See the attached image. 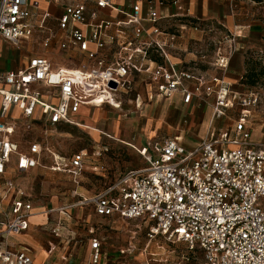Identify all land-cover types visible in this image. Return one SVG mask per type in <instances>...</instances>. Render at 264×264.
I'll return each instance as SVG.
<instances>
[{"label":"built area","instance_id":"2783aa9c","mask_svg":"<svg viewBox=\"0 0 264 264\" xmlns=\"http://www.w3.org/2000/svg\"><path fill=\"white\" fill-rule=\"evenodd\" d=\"M51 1L64 6L57 18L33 0H0V39L18 45L39 31L41 36L49 34L43 36L44 46L49 47L55 36L50 30L45 32L54 18L63 32L60 48L85 55L89 63L75 70L54 69L48 58L36 56L23 68L0 71V177L6 175L13 160L18 172L36 167L45 152L40 141L32 142L23 152L12 139L16 123L5 119L11 106H20L31 121L40 113L50 128L78 124L74 116L83 106L120 105L117 93L129 92V76L150 72L144 64L151 54L165 55L164 44L152 35L160 33L157 6L168 0H128L127 10L120 12L126 16L123 20L104 15L105 9H116L113 0ZM172 3L177 5L179 0ZM185 12L189 14V10ZM146 23L153 25L152 33ZM238 37L237 32L229 31L217 43L215 66L228 68ZM91 44L95 50L90 49ZM113 47L120 51L110 61L107 52ZM150 75L166 101L177 92H181L183 104H189L195 95L214 93L211 125L206 137L191 149L178 137L166 138L158 157L148 158L147 168L129 171L116 185L82 202L93 205L99 216L149 221L147 240L155 245V251L141 260L130 247L119 250L116 259L109 262L100 239L91 237L88 264H174L168 257L155 259L157 248L171 250L161 241L184 244L191 253L183 254L177 264H188L199 253L201 264H264V142H254L247 125L251 110L259 103V91H234L218 77L212 79V85L204 86L203 79L194 73L173 67L159 66ZM196 81L192 88L185 85ZM39 85L54 90L58 102L44 100L36 88ZM235 106H240L241 116L233 130L216 127L214 124ZM31 124L26 129L30 130ZM85 157V151H80L64 165L54 156L51 169L77 175ZM32 209L25 191L12 178H5L0 185V264H35L28 247L11 248L7 241L10 234L27 230ZM52 230L59 235L57 229Z\"/></svg>","mask_w":264,"mask_h":264},{"label":"crops","instance_id":"0c3cea01","mask_svg":"<svg viewBox=\"0 0 264 264\" xmlns=\"http://www.w3.org/2000/svg\"><path fill=\"white\" fill-rule=\"evenodd\" d=\"M33 1H35L41 9H48L50 13L56 18L60 16L64 11L63 4H56L51 0ZM196 1L197 0H179V4L174 5L172 3L173 0H168L164 6H157V11L160 14L161 20L156 24V26L159 27L160 33L153 34L152 36L156 40V42L164 44L163 50L165 52V55L158 53L151 54V59L144 64V68H149L150 72L152 70H155L159 66L166 69L173 67L176 70L190 71L195 74L196 78L203 79L204 86L207 84L212 85V79L215 77L223 78L226 83L230 84L231 88L234 91H245L247 88H250L241 83L242 77L246 72L247 68L246 62L247 60H249L250 57H253L252 53H256L257 56L255 58H259V60L262 58L264 59V46L260 44H255L247 38V35H250V32L248 30L250 27L236 25L234 28L237 34L239 35L237 40V50L232 55L228 68L226 70H223L215 66L214 60L217 43L222 39L223 36H220L218 27H216V25L214 24L219 23L220 18L216 17V15L212 11H208L209 8H207V6H209L210 4V2H208L209 0H202L200 2V4L202 3V5H204L206 8H204V11H201L202 14H198V11L196 10ZM113 3L116 9L107 8L104 10V15L108 18L116 20L125 19L126 16L120 12L121 10H127L128 0H123L122 4H118L115 0H113ZM235 8L238 9L237 6ZM235 8L233 5H231L232 10H235ZM143 9L144 12H146V2H144L143 4ZM185 10H189L188 15L186 14ZM234 10L232 12H234ZM204 17H210L211 26H207L205 28H201L199 26L198 22L201 21ZM223 17L224 19H227V16ZM175 19H178V21L181 22V24H179V28H173L172 20ZM190 21L195 23H193V25H187V23ZM51 23L56 24L55 31L51 29ZM195 26H199V29L195 28ZM146 27L148 32L152 33L153 25L146 23ZM242 29L244 31H242ZM49 30L51 31V34L55 36L49 47H45L43 43V36L45 37L49 34H42L43 36H41L38 34L39 31H37L34 36L30 39L21 40L18 45H14L10 42H7L6 40L0 39V71L17 70L23 68L28 65V62L31 58L36 56H43L48 58L49 61L52 63L54 69L64 68L75 70L80 69L85 64L89 63V60L85 57V55L72 51L70 49L63 50L60 48L59 41L63 36V32L59 30L57 22L54 18L48 22V30H46L45 33H47V31ZM35 36L39 37V39L41 38V41L38 42L41 46L40 49H44L47 51H35L32 50L29 46H24L25 42L30 41L31 39L35 38ZM90 49L95 50V46L91 44ZM252 49H255L254 51L256 52H253ZM119 51V47H113L112 49H110L107 52L109 56L108 59L110 61L114 60L117 57ZM49 52L50 54L52 53L54 57L49 56ZM64 56H66L67 58L65 59ZM60 57L64 58L65 63L60 59ZM56 58L57 60L60 59L61 62L54 61ZM150 72H133L132 75L129 76V92L127 91L117 93V99L119 100L120 96L127 95V93L147 95L150 98H161L158 94L157 88L153 85V83H151ZM198 82L199 81L192 83L187 82L185 83V85L192 88L193 85ZM36 88L43 94L44 100H47L51 103L58 102V98L55 95L54 90H49L47 87H44L42 85H39ZM211 97L213 98L212 104L209 103ZM174 98L179 100L180 104L178 107L183 113L188 112L193 102L197 99L205 101L206 105L208 106L206 107L209 110L208 116L206 117L204 122V125L207 127V130L201 137H198L196 139L191 138L188 140L187 144L183 142V139L180 136H176L181 139L182 143L188 149L194 148L199 145V143L202 141V139L206 137L209 131L212 120L215 94L212 93L207 97H199L198 95H195L189 104L182 103L183 97L181 92H177L173 99ZM173 99L170 101H166L161 98V100L167 103H171ZM1 104L2 96L0 95V120L3 119ZM95 106L99 105L83 106L80 112L74 116L76 122L79 124V120L82 119V117H84L85 115H87V113L92 110ZM5 119L16 123V131L12 135V139L20 145V149L23 152H27L29 145L34 141H40L43 144V141H41L37 137H34L36 129L42 128L48 130L55 129L58 126L57 125L54 128L46 126L45 117L38 112L31 121L30 119L24 117L20 106L15 105L11 106ZM31 122L32 124L30 130L26 129V125L30 124ZM116 129L117 128L114 125L111 127L112 132L117 131ZM254 134L256 133H253L252 137V140L254 142H264L259 136L254 138ZM103 135L111 138V136L107 132H103ZM20 136H25L26 139L24 141H21L19 140ZM153 139L154 138H152L151 142H146L145 146L141 145V149H136L138 153L147 161L148 158L154 159L158 157L159 148L166 138L158 139L157 141H154ZM143 151L145 154L142 153ZM46 155H48V151L45 147V152L39 158V164L26 172H18L16 169V162L15 160H13L12 163L8 166L6 175L0 177V185L5 178H12L22 190L26 191L24 185L26 174H28L34 169L44 168L55 173L67 174L70 180L73 182L74 186L78 188L80 187L84 178V164L86 157L84 159L83 167L80 172L77 175H73L72 173L66 170H52L51 165L54 163L53 158L50 164L44 165V159ZM52 155L53 157H57L54 153H52ZM72 156L73 154L68 158L57 157V160L66 165L68 164ZM147 167L148 166L134 170H143ZM120 180L104 187L103 189L97 191L92 195L83 196L76 202H72L70 204L68 202L61 204L50 203L48 206L42 208V210L36 209L34 207L30 196L25 192V200L29 201L32 204L33 208L29 218V226L27 230L21 233L10 234L7 238L8 246L15 249L20 247H28L31 251L35 264H68L70 261L67 257H72V253L68 252L69 243L71 240L74 239V236H77L76 227H82V229L85 231L84 235L82 236H85L86 242L88 244L86 259L82 264H88L89 262V257L91 253L89 239L91 237H97L98 239H100L103 250L105 251L104 255L109 262L114 261L116 259L119 254V250L130 247L135 249L134 257L140 260L142 258H145L146 255L155 251V245L148 243L147 240V233L150 228L149 221L143 219L124 220L118 215H113L109 217L99 216L96 214L93 205L82 204L83 201L102 193L104 190L111 186L116 185ZM75 195L76 194L74 192L73 196ZM36 217L39 218V221H33V219ZM131 222H138V224L143 223L147 226L146 235L142 237L143 240H141V236H139L138 234V226L136 225V227H132L130 225ZM52 228L57 229L59 235H56L53 232ZM32 229L35 232H29ZM21 236H38V238H40L41 236H48L51 239L57 240L58 244L49 241L48 246L43 247L40 243L37 242L38 249L35 250L34 247H31L30 244L21 241V238H19ZM61 245L62 247L60 248H62V251H60L59 253L57 248ZM40 255L48 256L51 260L47 262H41V260L38 259Z\"/></svg>","mask_w":264,"mask_h":264},{"label":"rangeland","instance_id":"374dc122","mask_svg":"<svg viewBox=\"0 0 264 264\" xmlns=\"http://www.w3.org/2000/svg\"><path fill=\"white\" fill-rule=\"evenodd\" d=\"M115 1L122 4L123 0ZM201 1H196L198 14H202L201 11L206 8L202 3L200 4ZM208 2H210L207 6L208 11H212L216 17L220 18V22L214 25L218 27L221 37L229 31L236 32L234 28L236 25L248 26L250 27L248 29L250 35H247V38L255 44L264 46V2L254 0H209ZM231 5L234 8L237 6L238 9L235 8L232 12ZM223 16H227V19H224ZM172 21L173 28H179L181 22L178 19ZM193 23L195 22H188L187 25H193ZM198 23L201 28H205L211 26V19L204 17ZM50 27L52 30H56V24L51 23ZM242 31L244 30L242 29ZM40 41L41 38L35 36V38L25 42L24 46H29L35 51H47L40 49L41 46L38 43ZM252 50L256 52L255 49ZM48 55L54 57L50 52ZM252 56L255 58L257 55L252 53ZM57 58L54 61L61 62L62 60L65 63L64 58L60 57L61 60H57ZM257 59L259 60V58ZM259 61L264 65L263 58ZM256 88L260 93L259 103L254 110H251L252 113L249 115L247 125L251 128V137H253V133H256L254 138L259 136L264 141V79ZM212 100L211 97L209 103L212 104ZM119 102V107L110 105L93 107L87 115L79 120V124H60L57 128L48 130L36 129L34 137L43 141L44 147L48 151L44 165L51 163L52 158H54L52 153L58 158H68L80 151L86 153L85 173L79 188L75 187L69 176L64 173H55L48 169L38 168L26 174L25 192L30 196L36 209L42 210L50 203L68 202L70 204L76 202L83 196L92 195L120 180L128 171L148 166V161L136 149H141V145L145 146V143L151 142L152 138L157 141L158 139L180 136L183 142L188 144L189 139L201 137L207 130L204 122L209 110L206 108L208 106L205 101L202 100H195L189 111L185 113L179 109L180 103L176 98L171 103H167L161 98L127 93V95L120 96ZM240 111V106H235L228 110L226 116L214 125L231 132L235 121L241 116ZM113 125L117 128L115 132L111 131ZM103 132H107L111 138L104 136ZM25 139V136L19 138L21 141ZM74 192L75 196H73ZM33 221H39V218L36 217ZM130 225L132 227L138 226V234L143 240L142 237L146 235L147 226L143 223L138 224V222H131ZM76 228L77 236H74L68 247V252L72 253V257H67L70 261L68 264H82L88 251L86 238L82 236L85 231L82 227ZM29 232L35 231L32 229ZM19 238L21 241L30 244L31 247L33 246L35 250L38 249V243L43 247H47L49 241L58 244L57 240L48 236H41L40 238L38 236H21ZM160 244L171 250L163 251L157 248L155 254L157 260L168 257L172 263L177 264L178 259L180 260L183 254L188 253L191 256L184 244H167L162 241ZM60 247L62 245L57 248L59 253L62 251ZM38 259L41 262L51 260L44 255H40ZM201 261L202 255L199 253L188 264H201Z\"/></svg>","mask_w":264,"mask_h":264},{"label":"trees","instance_id":"16d2710c","mask_svg":"<svg viewBox=\"0 0 264 264\" xmlns=\"http://www.w3.org/2000/svg\"><path fill=\"white\" fill-rule=\"evenodd\" d=\"M256 2H264V0H254ZM191 22V21H190ZM247 68L244 73L241 83L250 87L256 88V86L263 82L264 79V65L257 58L250 57L246 62Z\"/></svg>","mask_w":264,"mask_h":264},{"label":"bare ground","instance_id":"6f19581e","mask_svg":"<svg viewBox=\"0 0 264 264\" xmlns=\"http://www.w3.org/2000/svg\"><path fill=\"white\" fill-rule=\"evenodd\" d=\"M113 106H114V107H119V105H117V104H114Z\"/></svg>","mask_w":264,"mask_h":264},{"label":"water","instance_id":"95a60500","mask_svg":"<svg viewBox=\"0 0 264 264\" xmlns=\"http://www.w3.org/2000/svg\"><path fill=\"white\" fill-rule=\"evenodd\" d=\"M112 86H114V87H115V84H112Z\"/></svg>","mask_w":264,"mask_h":264}]
</instances>
